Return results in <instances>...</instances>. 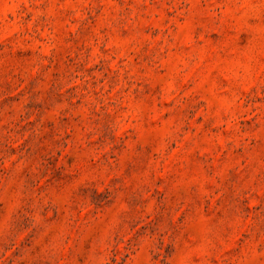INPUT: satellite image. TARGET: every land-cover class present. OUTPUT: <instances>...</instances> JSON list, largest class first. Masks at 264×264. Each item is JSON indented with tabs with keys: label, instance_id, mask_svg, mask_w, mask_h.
I'll list each match as a JSON object with an SVG mask.
<instances>
[{
	"label": "rangeland",
	"instance_id": "1",
	"mask_svg": "<svg viewBox=\"0 0 264 264\" xmlns=\"http://www.w3.org/2000/svg\"><path fill=\"white\" fill-rule=\"evenodd\" d=\"M0 264H264V0H0Z\"/></svg>",
	"mask_w": 264,
	"mask_h": 264
}]
</instances>
